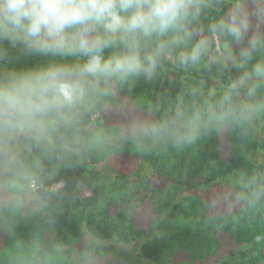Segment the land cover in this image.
<instances>
[{
	"label": "clouds",
	"instance_id": "obj_1",
	"mask_svg": "<svg viewBox=\"0 0 264 264\" xmlns=\"http://www.w3.org/2000/svg\"><path fill=\"white\" fill-rule=\"evenodd\" d=\"M261 129L264 0H0V264L99 259L93 228L79 248L55 238L69 173L94 191L89 169L115 174L113 157L242 146ZM204 197L210 227L264 222V164Z\"/></svg>",
	"mask_w": 264,
	"mask_h": 264
},
{
	"label": "trees",
	"instance_id": "obj_2",
	"mask_svg": "<svg viewBox=\"0 0 264 264\" xmlns=\"http://www.w3.org/2000/svg\"><path fill=\"white\" fill-rule=\"evenodd\" d=\"M142 91L153 98L152 89ZM259 132L242 146L212 139L194 151L113 157L111 163L125 161L135 174L116 172L106 182L102 172L89 169L94 191L81 183L82 170L69 173L75 183L55 238L79 248L76 241L82 233L95 229L109 243L95 264H264V222L242 218L215 229L205 224L204 205V194L238 169L263 164L256 160L264 152V129ZM142 166L150 170V196L130 215L122 204L129 200L131 181ZM103 206L109 208L100 214Z\"/></svg>",
	"mask_w": 264,
	"mask_h": 264
},
{
	"label": "rangeland",
	"instance_id": "obj_3",
	"mask_svg": "<svg viewBox=\"0 0 264 264\" xmlns=\"http://www.w3.org/2000/svg\"><path fill=\"white\" fill-rule=\"evenodd\" d=\"M259 134H261V132H259ZM256 160L259 163H263L264 164V152L263 151H259L257 156H256ZM114 169H115V174L116 172H124V173H131L132 176L135 174V171L133 169H131V166L126 164L125 161L121 162H117L116 165H114ZM105 177V181L106 182H110V180H112L115 177V174H113L112 172H106V173H102ZM148 175H150V170L146 167V166H142L139 169L138 175L134 176V178L131 181V193H130V198L129 200L125 201L122 204V207H124L126 209V211L128 212V214H133V212L131 211L132 208L137 207L142 204V200L146 197L150 196V192H149V183L147 181V177ZM154 199L156 201L160 200L161 197L159 196H155ZM109 207L107 206H103V208L99 211L100 214H104L107 212V209ZM21 231L25 232L26 228L22 227ZM8 242L7 240L4 241V245L5 243ZM109 245V243H108ZM104 248L100 250L99 256L104 255Z\"/></svg>",
	"mask_w": 264,
	"mask_h": 264
}]
</instances>
